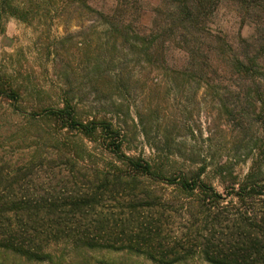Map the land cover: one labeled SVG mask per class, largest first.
Returning <instances> with one entry per match:
<instances>
[{"label":"rangeland","instance_id":"1","mask_svg":"<svg viewBox=\"0 0 264 264\" xmlns=\"http://www.w3.org/2000/svg\"><path fill=\"white\" fill-rule=\"evenodd\" d=\"M0 1V169L30 163L27 189L52 184L58 190L64 159L76 161L75 176L121 167L98 142L59 129L50 112L64 105L79 122L111 123L122 135L123 154L151 163L160 175L203 169L202 180L223 196L249 172L264 177V106L254 108L223 72L205 68L209 87L201 73L186 70L184 51L155 27L170 9L164 0ZM238 11L232 1H220L206 27L235 46L253 29L240 23ZM143 181L185 217L190 199L169 184ZM50 253L36 263L0 251V264H155L67 242ZM180 264L209 263L195 255Z\"/></svg>","mask_w":264,"mask_h":264},{"label":"trees","instance_id":"2","mask_svg":"<svg viewBox=\"0 0 264 264\" xmlns=\"http://www.w3.org/2000/svg\"><path fill=\"white\" fill-rule=\"evenodd\" d=\"M164 1L170 6L168 15L155 27L184 51L186 70L201 73L209 87L213 81L205 68L223 72L236 80L234 88L254 108L263 107L264 0H228L239 7L240 23L253 28L235 46L206 27L223 0ZM199 36L206 39L207 49ZM50 117L60 130H76L98 142L121 167L111 164L112 171L75 176L76 161L64 159L60 166L66 175L58 190L52 184L27 189L30 163L12 171L1 168L0 251L43 263L51 258V246L67 242L77 249L133 253L155 264H180L195 255L209 264H264L263 176L249 172L237 188L225 189L224 197L202 180L203 169L165 176L155 173L151 163L125 156L122 135L111 123L79 122L68 105L51 111ZM45 163H39L41 168H49ZM143 179L174 186L178 195L190 199L185 217L175 216L169 199L145 186ZM257 203L260 209H255Z\"/></svg>","mask_w":264,"mask_h":264}]
</instances>
